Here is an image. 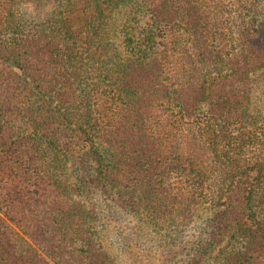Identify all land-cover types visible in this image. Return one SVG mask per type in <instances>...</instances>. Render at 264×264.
<instances>
[{"label":"trees","instance_id":"trees-1","mask_svg":"<svg viewBox=\"0 0 264 264\" xmlns=\"http://www.w3.org/2000/svg\"><path fill=\"white\" fill-rule=\"evenodd\" d=\"M0 264H264V0H0Z\"/></svg>","mask_w":264,"mask_h":264},{"label":"rangeland","instance_id":"rangeland-1","mask_svg":"<svg viewBox=\"0 0 264 264\" xmlns=\"http://www.w3.org/2000/svg\"><path fill=\"white\" fill-rule=\"evenodd\" d=\"M125 228H120L118 225H115L113 228V239L110 238V241L112 242L113 248H116V252L119 253L121 256H124L126 259L129 258V255L131 252H135L133 258H139L140 261L146 260V257L142 254L143 248H140L139 251H137L138 246L132 243V239L128 236L129 234V228L131 227L130 223L128 224L127 221H124ZM124 232H123V231ZM121 232V234L117 233ZM117 237H116V236ZM129 240V243L127 241ZM138 252V255H137ZM131 258V257H130ZM141 258V259H140ZM132 260V259H131Z\"/></svg>","mask_w":264,"mask_h":264}]
</instances>
